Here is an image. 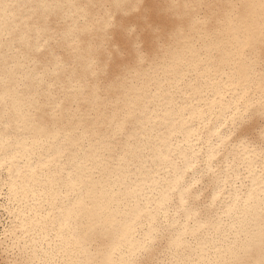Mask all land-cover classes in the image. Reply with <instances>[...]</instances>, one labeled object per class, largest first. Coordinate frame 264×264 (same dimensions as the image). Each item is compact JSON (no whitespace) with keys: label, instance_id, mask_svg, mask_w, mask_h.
I'll return each instance as SVG.
<instances>
[{"label":"bare ground","instance_id":"1","mask_svg":"<svg viewBox=\"0 0 264 264\" xmlns=\"http://www.w3.org/2000/svg\"><path fill=\"white\" fill-rule=\"evenodd\" d=\"M0 0V264H264V0Z\"/></svg>","mask_w":264,"mask_h":264},{"label":"snow or ice","instance_id":"2","mask_svg":"<svg viewBox=\"0 0 264 264\" xmlns=\"http://www.w3.org/2000/svg\"><path fill=\"white\" fill-rule=\"evenodd\" d=\"M136 2H137V5L139 6V0H136ZM156 3H157V0H144V3H143L144 7L151 6V8H150V12H151L150 18H152V19H154V17H155Z\"/></svg>","mask_w":264,"mask_h":264}]
</instances>
